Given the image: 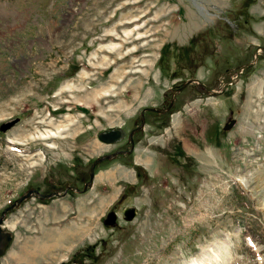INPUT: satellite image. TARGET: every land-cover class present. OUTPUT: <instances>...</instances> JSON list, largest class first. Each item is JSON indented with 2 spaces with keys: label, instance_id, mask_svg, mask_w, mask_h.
<instances>
[{
  "label": "rangeland",
  "instance_id": "1",
  "mask_svg": "<svg viewBox=\"0 0 264 264\" xmlns=\"http://www.w3.org/2000/svg\"><path fill=\"white\" fill-rule=\"evenodd\" d=\"M261 5L0 0L1 263L264 264Z\"/></svg>",
  "mask_w": 264,
  "mask_h": 264
},
{
  "label": "water",
  "instance_id": "2",
  "mask_svg": "<svg viewBox=\"0 0 264 264\" xmlns=\"http://www.w3.org/2000/svg\"><path fill=\"white\" fill-rule=\"evenodd\" d=\"M248 66H249L248 64L242 66V68L239 69L236 78L239 77V74H240L241 70L245 69ZM192 80L199 82V80H197V79H192ZM233 82H235V79H232L231 81L226 83L225 88H226L227 85H229V84H231ZM186 84H188V83H186ZM225 88L223 90H225ZM223 90H221V92L220 91H214V93L220 94V93H222ZM173 93H176V91L173 92ZM149 110L159 111L156 108H149ZM144 120H145L144 118L141 120L142 121V127H143V125L145 123ZM16 122H17V120L16 121L12 120L10 122L4 123L3 126H1V130L2 131H6L7 129L12 127L11 125H14V123H16ZM235 123H236V119L229 118V121L226 124L225 129L232 128L235 125ZM132 133H130V136L132 135ZM125 134H126V130L124 128L116 126V127H110L109 129H106V130L102 131L101 133L98 134V136H99L100 140H102V141H104L106 143H117V142L120 143V141H122L126 137ZM108 158L109 157H102V158H99V159L93 161L92 167L90 169V174H89L90 175V179L86 183V185L84 186V191H86L87 189H89L91 186L94 185V179H95L94 169H95V167L99 163H101L102 160H104V159L108 160ZM39 193H40L39 191H37V190H35L33 188L28 189V191L24 195H22L15 203H13L14 204L13 206L7 208L4 211V213L2 214V216H0L1 217L0 218V264H1V255H3L6 247L8 246L10 241H12V239H13L12 233L10 231H8V230H5V228H4V217L3 216L5 215V213H7L8 210L13 209L14 207H17L24 200L32 197V195H34V194H39ZM55 194L56 195H60L59 193H55ZM40 195L42 197H44V199H45L47 197H51L54 194H40ZM135 210H136V208H134V207H127L125 210H123L124 216L126 217V219H128V220L134 219L136 217V215H137V212ZM116 219H117L116 213L111 211L109 213V215H108V218L105 220V223L106 224H110V225H114V224H116Z\"/></svg>",
  "mask_w": 264,
  "mask_h": 264
},
{
  "label": "bare ground",
  "instance_id": "3",
  "mask_svg": "<svg viewBox=\"0 0 264 264\" xmlns=\"http://www.w3.org/2000/svg\"><path fill=\"white\" fill-rule=\"evenodd\" d=\"M193 261H195L194 264H201L202 259H199V257L197 256V258L193 259Z\"/></svg>",
  "mask_w": 264,
  "mask_h": 264
},
{
  "label": "flooded vegetation",
  "instance_id": "4",
  "mask_svg": "<svg viewBox=\"0 0 264 264\" xmlns=\"http://www.w3.org/2000/svg\"><path fill=\"white\" fill-rule=\"evenodd\" d=\"M172 101V100H171ZM128 143H131V146H133L134 140H133V136L132 138L128 137ZM122 152V151H121ZM118 154V153H117Z\"/></svg>",
  "mask_w": 264,
  "mask_h": 264
},
{
  "label": "crops",
  "instance_id": "5",
  "mask_svg": "<svg viewBox=\"0 0 264 264\" xmlns=\"http://www.w3.org/2000/svg\"><path fill=\"white\" fill-rule=\"evenodd\" d=\"M262 6V5H261ZM259 9H261L260 7H259ZM261 11H263L264 12V7L262 6V10Z\"/></svg>",
  "mask_w": 264,
  "mask_h": 264
}]
</instances>
